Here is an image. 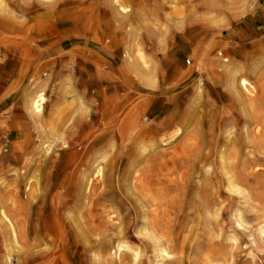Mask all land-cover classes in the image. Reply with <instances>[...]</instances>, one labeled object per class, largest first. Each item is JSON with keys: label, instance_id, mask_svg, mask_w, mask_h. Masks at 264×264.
<instances>
[{"label": "rangeland", "instance_id": "obj_1", "mask_svg": "<svg viewBox=\"0 0 264 264\" xmlns=\"http://www.w3.org/2000/svg\"><path fill=\"white\" fill-rule=\"evenodd\" d=\"M28 1L0 0V18L12 19L19 32L28 34L33 25L17 19V8L28 9L26 15L19 12L28 18L53 11L51 25L64 21L59 13L67 8L73 24L81 17L79 22L97 37L92 43L104 44L100 32L107 30L105 49L114 52L116 63L137 36L133 18L116 16L119 6L143 12L155 24L137 37L154 80L152 71L159 68L162 89L159 108H145L125 136L118 131L129 111L113 115L116 122L109 118L112 109L97 120V109L92 118L89 109V118L82 120L68 111L56 122L58 133L47 150L37 137L34 151L13 161L18 166L14 180L0 185V256H7L1 237L12 225L20 234L17 243L7 238L9 264H264V0H120L117 5L54 0L43 9L36 0ZM104 5L110 15H104ZM201 26L206 31L192 46L184 34ZM124 31L128 36L119 35ZM90 37L85 33V43ZM225 46L235 53L227 54ZM196 57L205 58V71L198 70ZM228 59L243 65L237 77L254 86L252 93L241 91L255 101L252 109L227 92V77L217 66ZM191 70L183 83L181 76ZM157 109L163 111L158 131L146 132ZM78 125L84 136H78L83 138L78 148L56 143L65 133L75 134ZM119 245L127 249L116 255Z\"/></svg>", "mask_w": 264, "mask_h": 264}, {"label": "crops", "instance_id": "obj_2", "mask_svg": "<svg viewBox=\"0 0 264 264\" xmlns=\"http://www.w3.org/2000/svg\"><path fill=\"white\" fill-rule=\"evenodd\" d=\"M39 7L43 9L44 5ZM25 9V7L21 8L23 14L28 11ZM17 10L14 12L18 15L17 19H28L33 25V31L23 34L18 31L17 27L20 29L18 24L14 25L7 18H0V185L3 180H14L13 174L18 166L14 165L13 161H23L34 151L39 136L35 123L38 121L45 126L48 121H52V113L57 108L60 109L61 115L68 111L71 114H79L75 120H82L81 118L85 116L89 118V109L92 113L91 118L93 111L98 110L96 120L110 109L113 110L110 119L113 115L117 117L120 113L129 111L130 113L128 112L123 120L131 123L134 118L141 119L145 108L146 112L151 110L152 105L159 108V92L162 89L159 83V68L152 71L156 82L154 89L146 90L128 70L124 56L118 63L115 62L114 52L108 53L105 49L107 48L105 39L108 35L105 28L103 31L101 28L98 29L105 38L104 44H94L92 39L97 37L88 30L87 23H80L81 17H76L73 24L72 18L67 17V8L62 9L66 14L59 13L64 17V21L54 25H51L53 19V15L50 16L51 11L43 10L39 15L28 18L20 17L21 10L19 11L18 8ZM115 19L120 23L119 17ZM77 22L81 25L79 26ZM43 24H49L50 27H41ZM85 33L91 36L89 44L85 43ZM128 34L129 31H124L119 35L128 36ZM183 43L186 42L183 40ZM118 48L119 46L116 45L114 51ZM102 60L104 64H101ZM158 60L159 52L157 64H159ZM117 70L124 79L119 77ZM112 74L116 75L114 81L111 78ZM42 91L48 100L47 109L42 118H36L32 103ZM137 102L139 105L132 109ZM99 104H105L101 112L98 109ZM163 111L159 113L157 109L150 120L151 126L145 129L146 132L151 131L152 127L154 131H158L157 127ZM115 117L112 122H116ZM107 119L106 117L104 120ZM79 128L81 127L78 125L77 129ZM80 130L72 135L65 133L69 146L78 148L83 142L84 136L79 133ZM91 133H93L92 129L87 135H92Z\"/></svg>", "mask_w": 264, "mask_h": 264}, {"label": "bare ground", "instance_id": "obj_3", "mask_svg": "<svg viewBox=\"0 0 264 264\" xmlns=\"http://www.w3.org/2000/svg\"><path fill=\"white\" fill-rule=\"evenodd\" d=\"M19 1H21L23 4H29L28 2V0H19ZM54 2V0H36V3H37V6L39 7V5H45V4H47L48 2ZM134 1V0H133ZM81 2V1H80ZM112 2H114L115 4L117 3H120V0H112ZM53 5L55 4V2L54 3H52ZM116 4V5H117ZM3 5V4H2ZM52 5V6H53ZM103 5V4H102ZM104 8H105V10H106V13L107 14H104V15H110V12L108 11V9L106 8V6L104 5L103 6ZM115 7V6H114ZM45 8V7H44ZM8 10V9H7ZM93 11V10H92ZM5 12V11H4ZM12 12V11H11ZM98 12V11H97ZM53 11H51V13H50V16H52L53 15ZM96 13V12H95ZM117 13H119L118 15L116 14V16H120L121 18H123V19H126V18H133V29H134V32L136 33L137 32V36L139 35V33L144 29V27L146 26V25H148V24H151V23H153V21L151 20V18H147L146 17V15L143 13V12H141V13H138V12H134V11H132V9H127V8H124V7H122L121 5L119 6V8H118V12ZM8 14V13H7ZM115 14V13H114ZM176 14L177 15H180L178 12H176ZM10 16H13V15H10ZM2 17H4V16H2ZM18 17V16H17ZM92 17H97V16H93L92 15ZM115 17V16H114ZM16 18V17H15ZM53 18V17H52ZM118 18V17H117ZM121 18H119V19H121ZM5 19V18H4ZM36 19V18H35ZM97 19V18H96ZM12 20V19H11ZM10 20V21H11ZM53 20V19H52ZM7 21V20H6ZM13 21H15L14 19H13ZM49 21V20H48ZM7 23V22H6ZM17 23V22H16ZM19 23V22H18ZM36 23V22H35ZM153 24H155V23H153ZM17 25V24H16ZM17 26H19V25H17ZM16 26V27H17ZM160 26H162V25H160ZM5 27V26H4ZM10 28H11V26H10ZM18 28V30H19V27H17ZM13 30V29H12ZM205 31H206V29L204 28V27H191V28H188L187 30H186V32H185V36L188 38V40L190 41V43H191V45L193 46V44H195L194 43V40H195V37L196 36H203V34L205 33ZM13 32V31H12ZM11 33V32H10ZM135 37V41H134V43L133 44H130V46L128 45L127 46V48L125 49V51H126V55H125V57H124V59H125V61H126V66L129 68L128 70L139 80V82H140V84H142L143 86H145V87H147V88H150V89H154V87H155V80L153 79V77H152V75H151V72H150V66H149V61H148V59H147V57L143 54V52H142V48H141V45H140V41H139V37ZM7 38V37H6ZM96 42V41H95ZM243 42V41H242ZM234 43V42H233ZM226 44V43H225ZM235 44V43H234ZM260 44V43H259ZM158 46H159V51H162L163 52V50L162 49H160V47H161V44L160 43H158ZM157 46V47H158ZM237 46V45H236ZM259 48L258 46H255V45H253L252 46V48H254V49H257V48ZM225 48V50L227 51V54L229 53V54H232V53H235V49L233 48V47H227V46H225L224 47ZM238 48V47H237ZM125 51L123 52V53H125ZM244 50L243 49H241V51L239 52V53H241V52H243ZM135 53H137L136 55H134ZM201 54V53H200ZM206 54V53H205ZM226 54V55H227ZM223 56V55H222ZM245 56V55H244ZM243 56V57H244ZM119 57H120V55H119ZM195 60H196V64H197V66H198V70H201V71H205V63H206V60H205V58L204 57H202V59L201 58H195ZM231 62V61H230ZM224 63H227V64H224ZM214 64V63H213ZM212 64V65H213ZM209 65H211V64H209ZM218 65V64H217ZM240 64H236L235 62H231V63H229V59L227 60V61H223V63H219V66H217V68H219V69H221L222 70V72H220L221 74L220 75H224V76H226L227 77V81H228V84H227V87H226V89H227V92L228 93H232V94H234V96L235 97H237L238 99H239V102H240V104L241 105H245V106H249V108L250 107H252V106H254V103H255V101H253L252 99H250V98H246L245 96H243V95H241V91H242V89H244V91L245 92H250L251 91V93H252V90L254 89V86L251 84V82L250 81H248L247 79H245V78H241V79H239L238 77H237V75H238V73L240 72L241 73V71H243V69H244V67H243V65H241V66H239ZM26 66V65H25ZM209 67H211V66H209ZM214 67H212L211 69H213ZM252 68V67H251ZM216 69V68H215ZM200 71V72H201ZM187 73V72H186ZM210 73H212V74H214V72H210ZM192 74H193V71L191 70V71H189V73H187V74H184L183 76H181L182 77V82L183 83H185V80H187V79H189V77H191L192 76ZM200 73H198V75H199ZM258 75V74H257ZM193 76H195V75H193ZM198 78V77H197ZM64 80V79H63ZM62 80V81H63ZM190 81V80H189ZM40 83V82H39ZM63 83V82H62ZM61 83V84H62ZM191 83V82H190ZM64 85V84H63ZM66 85V84H65ZM201 86V85H200ZM62 87V86H61ZM187 87V86H186ZM251 89V90H250ZM62 90V89H61ZM254 91V90H253ZM39 92H41V91H39ZM67 92V91H66ZM44 92L42 91V93L41 94H39V95H37V98L35 99V101L32 103V101H31V103H32V108H33V111H34V116H36V118H42V115L44 114V112H45V110H46V106H47V103H48V100H47V98H46V96L43 94ZM38 94V93H37ZM227 95H229V94H227ZM226 95V96H227ZM62 96H63V94H62ZM231 97H232V95H231ZM230 97V98H231ZM31 98V97H30ZM32 100V99H31ZM59 102V101H58ZM61 104V103H60ZM30 106V105H29ZM240 106V105H239ZM31 108V107H30ZM31 108V109H32ZM56 108V107H55ZM54 108V109H55ZM246 108V107H245ZM244 108V109H245ZM247 108L249 111H251L250 109H252V108ZM30 109V110H31ZM63 109V108H62ZM59 108H57L56 110H54L53 111V113H52V121H49V122H47L46 124H45V126L43 125V124H40L38 121L35 123L36 124V126H37V132H38V134H39V136H38V134H37V136H38V141H39V143H41V144H43V147H44V149H48V147H49V141H50V139H51V136H53V137H56V135H57V125H56V122H58L59 121V119H60V116H61V114H60V112H59ZM253 110H255L254 108H253ZM252 110V111H253ZM32 111V110H31ZM229 111V110H228ZM245 112H246V110H244ZM62 113H63V111H61ZM132 114V113H131ZM247 114V113H246ZM133 115V114H132ZM32 117H33V113H32ZM31 117V118H32ZM62 117V116H61ZM36 118H35V120H36ZM247 118H248V114H247ZM39 120H41V119H39ZM43 121V120H42ZM41 122V121H40ZM34 124V125H35ZM61 124V123H60ZM35 126V127H36ZM128 127H130V124H129V122L128 121H125L124 123H122L121 125H120V128L119 129H121V131H118V133H120L122 136H125V134L127 135V134H129L131 131H130V129L128 128ZM244 127H246V126H244ZM249 127H250V125H249ZM230 128V127H229ZM246 128H248V126L246 127ZM264 128V127H263ZM249 129V128H248ZM248 129H245V130H247L248 131ZM132 130V129H131ZM250 130V129H249ZM259 130V129H258ZM46 131H48V132H46ZM261 131H263L262 129L260 130V132ZM246 132V131H245ZM256 132V131H255ZM259 132V131H258ZM259 132V133H260ZM116 133V132H115ZM248 133V132H247ZM257 133V132H256ZM255 133V134H256ZM258 135V134H257ZM260 135V134H259ZM258 135V136H259ZM61 143L62 144V147L65 149V148H70L71 146H69L68 145V143L66 142V138H63V137H59V138H57V140H56V143ZM255 143V142H254ZM260 144H261V142H260ZM263 144V143H262ZM264 145V144H263ZM37 148H38V146H37ZM36 148V149H37ZM35 152H36V150H35ZM248 153V152H247ZM263 153V152H262ZM100 172V171H99ZM99 174V173H98ZM225 177V176H224ZM95 179V178H94ZM231 179V178H230ZM136 184V183H135ZM140 185V184H139ZM136 186V185H135ZM134 187V186H133ZM137 187V186H136ZM231 188V187H230ZM121 196V195H120ZM112 200V199H111ZM109 203V202H108ZM112 205V204H111ZM260 206H262V205H260ZM1 207V206H0ZM264 207V206H263ZM2 209V208H1ZM256 209H258V208H256ZM4 214V213H3ZM2 214V215H3ZM62 214V213H61ZM239 215V214H238ZM4 216H5V214H4ZM6 217V216H5ZM84 217V216H83ZM7 219H8V215H7ZM13 219V218H12ZM1 220H2V218H1ZM110 220V219H109ZM112 220V219H111ZM217 220V219H216ZM242 220V219H241ZM3 221V220H2ZM1 221V222H2ZM10 221H11V219H10ZM108 221V220H107ZM241 222V221H240ZM106 223H110V222H106ZM105 222H104V224H106ZM2 224V223H1ZM14 225V224H13ZM145 225V224H144ZM4 226H6V225H4ZM9 226V225H8ZM11 226V228H10V233L8 234V236L7 235H4V237H1V241H2V245H3V247L5 248V251H6V254H7V256H6V258L5 257H3V256H0V264H9L7 261H8V258H9V252H8V248H7V246L5 245L6 244V241H7V238L9 239L8 241H11L12 243H17L18 242V235L17 234H20L19 233V231H17L16 232V229H13V226L12 225H10ZM9 226V227H10ZM104 227H105V225H103ZM0 227H2V226H0ZM46 227V226H45ZM49 227V226H48ZM48 227H47V229H48ZM109 227V226H108ZM107 227V229L106 230H108L109 228ZM3 228V227H2ZM16 228V227H15ZM22 228V227H21ZM147 228V227H146ZM7 229V228H6ZM56 229V228H55ZM143 229H145V228H143ZM149 229V228H148ZM152 229V228H151ZM191 229V228H190ZM59 230H60V228H59ZM105 230V231H106ZM149 231V230H148ZM152 231H150V233H151ZM185 232V231H184ZM212 232V231H211ZM107 234L109 233V231L108 232H106ZM105 233V234H106ZM262 233H264V230L262 231ZM60 234H63L62 233V230H60ZM147 234V233H146ZM152 234V233H151ZM220 234V233H219ZM145 235V234H144ZM160 235V234H159ZM263 235V234H262ZM103 236H105L104 234H103ZM162 235H160V237H161ZM215 236V235H214ZM163 237V236H162ZM263 237V236H262ZM22 238V237H21ZM164 238V240L163 241H165V236L163 237ZM253 238H254V236H253ZM252 238V239H253ZM63 239H64V237H63ZM66 239V238H65ZM214 239V238H213ZM63 241V240H62ZM150 241V240H149ZM161 241V240H160ZM109 243V242H108ZM117 243V242H116ZM118 243H120V241L118 242ZM117 243V244H118ZM121 243H122V241H121ZM154 243V242H153ZM157 243V242H156ZM155 243V244H156ZM159 243V242H158ZM162 243V242H161ZM254 243V242H253ZM108 246H110V245H108ZM113 246V245H112ZM117 246V245H116ZM125 246V245H124ZM123 245H119L118 247H117V252H115L116 253V255H117V253H118V251L120 252L122 249H124L125 247H124ZM162 246H164V244L162 245ZM2 247V246H1ZM19 247V246H18ZM114 247H115V244H114ZM156 247V246H155ZM157 247H160V246H157ZM156 247V248H157ZM169 247V246H168ZM164 248V247H163ZM107 249V248H106ZM125 249H127V248H125ZM110 249L108 248V251H109ZM158 250V249H157ZM165 250V249H164ZM162 251L163 252V254L165 253V251ZM159 251V250H158ZM110 252V251H109ZM114 252V251H113ZM112 252V253H113ZM158 253V252H157ZM161 253V252H160ZM217 253V252H216ZM3 254V253H2ZM70 254V253H69ZM169 253H167V255H168ZM159 255V254H158ZM167 255H164V257L165 256H167ZM170 255V254H169ZM131 256V255H130ZM33 257V256H32ZM220 256H218V258H219ZM162 258V257H161ZM161 258H160V260H161ZM165 258H167V257H165ZM215 258V257H214ZM213 258V259H214ZM217 258V257H216ZM215 258V259H216ZM212 259V260H213ZM218 261V260H217ZM222 262V261H221ZM220 264V263H219Z\"/></svg>", "mask_w": 264, "mask_h": 264}]
</instances>
